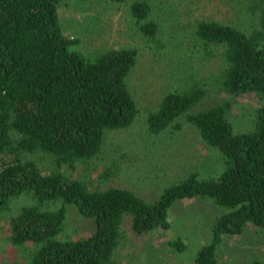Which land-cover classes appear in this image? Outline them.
<instances>
[{
	"label": "trees",
	"instance_id": "obj_1",
	"mask_svg": "<svg viewBox=\"0 0 264 264\" xmlns=\"http://www.w3.org/2000/svg\"><path fill=\"white\" fill-rule=\"evenodd\" d=\"M76 1L89 6L98 0ZM109 2L127 6L137 29L158 42L147 0ZM231 2L246 23L199 20L195 35L205 46L222 48L224 66L213 86L257 101L248 128L235 131L228 98L204 106L209 88L202 81L165 93L157 109L147 113V131L179 129L183 119L219 151L223 169L207 179L191 172L146 200L127 188L94 189L91 181L72 176L78 167L90 170L102 159L109 132L134 123L139 111L128 77L137 50L91 54L76 49L78 39L66 34L61 22L65 0H0V220L7 241L22 252V260L0 264H112L128 237L167 234L168 210L177 200L206 198L221 209L193 264H221L223 236L264 229V0ZM211 56L209 50L203 57ZM22 154L39 155L35 160ZM6 155L13 160L7 162ZM116 166L99 170V176L111 178ZM22 196L27 200L15 211L13 204ZM71 211L87 222L86 234L68 228ZM166 239L173 253L185 249L178 235ZM163 263L171 264L170 259ZM240 264L264 263L254 257Z\"/></svg>",
	"mask_w": 264,
	"mask_h": 264
},
{
	"label": "rangeland",
	"instance_id": "obj_2",
	"mask_svg": "<svg viewBox=\"0 0 264 264\" xmlns=\"http://www.w3.org/2000/svg\"><path fill=\"white\" fill-rule=\"evenodd\" d=\"M147 1L151 6L149 19L158 24V42L154 44L131 21L125 5L98 0L88 6L76 0H65L59 12L64 18L61 22L65 33L78 39L75 48L82 52L97 54L105 49L124 47L137 50V61L128 77L139 111L134 123L128 128L109 132L102 159L90 165V170L78 167L72 176L91 181L94 189L127 188L146 200H154L164 187L177 183L191 172L207 179L223 169L219 151L204 143L198 131L183 119L179 121L181 128L174 129L176 131L169 127L157 134L147 131V113L157 109L165 93L182 91L197 83L193 81H202L209 88L204 106L222 98L231 100L229 120L237 132L248 128L250 112L257 107V101L251 95H226L213 86L211 80L224 66L220 60L222 48L205 46L195 35L199 20L236 26L246 23L239 10L232 8L231 0ZM209 50L212 56L205 59L204 53ZM206 77H210V82ZM38 155L22 154L21 157L36 160ZM5 157L7 162L13 160V155ZM41 162L46 160L43 158ZM111 165H118L116 174L107 180L100 177L98 171ZM26 200L24 196L16 200L15 211ZM218 211L221 209L210 199L177 200L168 210L171 233L159 230L158 234L128 237L115 251L112 264H164L163 261L169 259L171 264H193L199 248L211 238L212 223ZM75 212L71 211L68 228L86 234L87 222ZM3 220H0V262L22 260L21 249L7 241L8 231ZM176 234L184 242L185 249L175 251V254L168 250L166 238ZM220 248L221 264H240L242 260L254 257L264 263V229L248 228L239 237L223 236Z\"/></svg>",
	"mask_w": 264,
	"mask_h": 264
}]
</instances>
